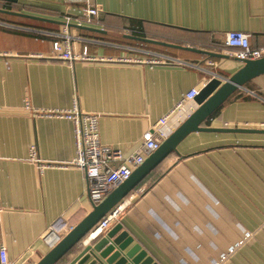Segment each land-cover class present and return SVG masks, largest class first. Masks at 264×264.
Returning a JSON list of instances; mask_svg holds the SVG:
<instances>
[{
  "label": "crops",
  "instance_id": "crops-1",
  "mask_svg": "<svg viewBox=\"0 0 264 264\" xmlns=\"http://www.w3.org/2000/svg\"><path fill=\"white\" fill-rule=\"evenodd\" d=\"M93 1L98 23L66 29L62 0H0V248L10 264H37L93 209L86 174L73 164V123L32 114L27 103L53 111L77 102L100 116L102 144L128 157L190 90L243 66L226 33H248L264 49V0ZM67 30L94 62L50 58L55 35ZM157 56L173 60L145 63ZM204 126L264 130V75ZM32 146L50 164L43 172L29 160ZM178 151L124 200L113 226L122 223L159 264H264V134L197 132Z\"/></svg>",
  "mask_w": 264,
  "mask_h": 264
},
{
  "label": "built area",
  "instance_id": "built-area-1",
  "mask_svg": "<svg viewBox=\"0 0 264 264\" xmlns=\"http://www.w3.org/2000/svg\"><path fill=\"white\" fill-rule=\"evenodd\" d=\"M64 8L63 19L68 25L75 24L83 27L95 26L100 17L101 8L93 0H62ZM59 40L52 44V54L50 58L55 60L74 63L77 61L94 62L88 49L77 52L74 49V37L67 30L63 34L55 35ZM225 44L232 50V55L239 60H258L264 57V49H255L251 43V35L240 31H231L225 35ZM173 59L166 56H157L146 60V64L158 65L166 64ZM125 61H135L126 59ZM199 90H190L185 97L168 114L157 120L151 125L144 135V145L141 151L128 157L123 156L119 150H114L105 146L100 138V116L96 114L84 113L80 110L76 102L71 109L43 111L32 108L27 103L25 110L36 115L54 116L70 120L74 126L76 139V157L73 164L83 170L88 181L90 200L94 205H98L113 192L120 184L127 181L135 169L141 166L145 160L162 144L167 138V130L171 120L178 115L183 108L194 101L198 96ZM29 160L33 162L40 171H44L50 164L43 163L37 156V149L32 146ZM113 162H119L114 167ZM124 202L108 213L90 232L88 242L104 235L114 223L118 222L123 212ZM2 207L0 204V213ZM74 227H70V232ZM0 264H10L6 247L0 248Z\"/></svg>",
  "mask_w": 264,
  "mask_h": 264
},
{
  "label": "water",
  "instance_id": "water-1",
  "mask_svg": "<svg viewBox=\"0 0 264 264\" xmlns=\"http://www.w3.org/2000/svg\"><path fill=\"white\" fill-rule=\"evenodd\" d=\"M136 39L157 43L142 38ZM160 44L195 51L212 58L227 57L191 47ZM240 61L243 66L226 81L216 77L210 80L194 99L195 105L191 112L184 120L179 121L177 127L169 133L158 150L135 169L131 177L111 192L103 202L98 205L93 204L92 211L59 239L52 250L37 264H159L140 244L135 243L134 238L124 229L122 223L115 224L104 235L88 242L89 234L108 213L144 183L168 157L172 154L180 156L178 147L190 134L197 132L264 134V130L217 129L204 126L239 90L264 75V57L258 60Z\"/></svg>",
  "mask_w": 264,
  "mask_h": 264
}]
</instances>
